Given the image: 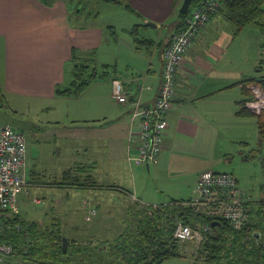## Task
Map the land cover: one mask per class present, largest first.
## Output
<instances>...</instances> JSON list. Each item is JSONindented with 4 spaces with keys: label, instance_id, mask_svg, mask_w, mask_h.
I'll return each instance as SVG.
<instances>
[{
    "label": "rangeland",
    "instance_id": "rangeland-1",
    "mask_svg": "<svg viewBox=\"0 0 264 264\" xmlns=\"http://www.w3.org/2000/svg\"><path fill=\"white\" fill-rule=\"evenodd\" d=\"M61 1L68 8L71 26L81 29L96 25L103 27L108 33L102 46L95 49L96 63L93 67L97 69V78L79 98L62 96L63 100L41 101L6 94L4 91L5 96L0 98V127L9 125L23 132L27 141V174L34 184L29 182V187L18 194L20 219L37 221L43 228L60 229L61 233L69 238L70 243L98 246L102 249L98 253L93 247V256L97 257L99 253L108 250L115 238L127 230L131 219H142L145 211L137 215L142 206H135V201L128 196H122L121 192L114 190L116 188L55 187L50 185L52 181L60 178L63 171L70 167L92 164L95 161L97 166L91 173L98 182L106 186H123L133 192L144 203H141L143 206H154L169 203L172 199L190 197L187 183L198 169V163L190 161V171L157 172L153 163L151 171L144 166L130 164L126 154H122L121 148L113 157L107 154L105 144L109 126L108 124L89 126L81 122L80 119L86 115L83 111L86 109L84 105L90 106L98 94L112 86L111 77L115 73L119 72L125 79L131 77L142 79L146 72L143 66H146L145 61L151 59L154 46L135 41L129 32L123 31L124 24L133 26L134 22H143L134 11L123 4L109 3L105 0ZM124 2L128 3L123 0ZM176 7L177 12L172 16V20L178 17L181 6ZM193 8L191 5L189 15ZM220 22L214 19L207 24L198 37H195L193 51L205 50V42H210L221 35V32L229 30L234 41L227 47L226 58L221 64L229 66L226 64L229 63L228 59L235 58L233 66L236 64L237 67L249 69L255 65L260 71L257 72L255 69L252 73L263 75L264 33L251 23L234 34L235 25L231 21ZM110 24L117 26L113 27L117 36L112 39L109 36L111 33L108 32ZM167 32L165 26L153 28L146 23V26H140L137 36L156 39L160 34L165 35ZM190 51L192 52V49ZM156 58L158 59L157 54ZM215 63L220 66L219 63ZM104 64L110 66L109 74L106 76L102 75ZM72 79V67L67 64L65 68L67 86ZM139 84L141 86L143 81L141 80ZM113 101L116 107L113 108V116L109 117V120L124 122L126 125L129 122L126 107L114 99ZM253 117L257 120V115L254 114ZM124 129L125 126L122 125L116 130L123 132ZM238 140L231 141L220 134L216 145L217 151L209 165L199 162L203 167L198 170L230 172L237 178L242 191H245L252 200L261 201L264 199L262 190L264 152L261 138L259 135L255 137L253 133L245 145ZM241 150L245 152L241 154ZM247 154L248 157L245 158ZM93 208L96 214L88 220L87 216ZM180 248L185 256L166 261L164 264H195L194 253L197 246L191 241H181ZM84 258L85 256L78 257V264H89Z\"/></svg>",
    "mask_w": 264,
    "mask_h": 264
},
{
    "label": "crops",
    "instance_id": "crops-1",
    "mask_svg": "<svg viewBox=\"0 0 264 264\" xmlns=\"http://www.w3.org/2000/svg\"><path fill=\"white\" fill-rule=\"evenodd\" d=\"M121 1L123 3V0ZM125 1L128 3L123 4L130 5L143 21L134 22L133 26L138 24L146 26L147 21H153L160 24L157 28L165 26L168 31L156 39L146 37L149 42L144 43L153 44L154 52L150 56L151 59L145 61L146 66L143 68L146 72L142 79L132 77L125 79L119 72L111 77V81L113 78H119L124 82L125 90L131 99L139 98L150 104L156 98L161 84L163 49L170 43L173 34L183 29L186 24L180 22L179 13L176 19H171L177 12L176 6H181L183 0ZM68 19V8L61 0H56L52 6L45 5L40 0H0V85L6 94L41 101L63 100L62 96L56 95V86H67L65 68L71 60L72 48L99 49L108 36L103 27L89 25L78 29L77 26H71ZM214 19L220 20V23L228 20L220 11L212 15L210 21ZM207 24L197 37L208 26ZM124 25L122 28L124 32H129L133 27L128 26L130 24ZM110 27L117 26L116 24L108 26V32L111 33ZM228 31L221 32V35L210 42H205L206 48L201 52L193 51L192 46L197 37L189 46L184 62L176 74L174 99L166 115L168 126L163 137V148L157 161L153 163L155 171H190V161L198 163V169L203 165H209L217 151L216 145L220 134L231 141L240 139L244 145L248 143V138L252 137L253 133L255 137L259 135L258 121L254 119V115L238 114V111L245 107V102L250 99L246 93V90H249L248 86L237 85L244 77L257 76L252 70L256 69L258 72V68L255 65L249 69L237 67L236 64L233 66L235 58L228 59L229 63L226 64L229 66L221 64L226 58L227 47L234 41L233 34ZM114 33L115 35H109L111 39L117 36L115 29ZM141 80L143 84L140 86ZM112 93L113 83L106 91L98 94L90 106L84 105L86 109L83 111L86 115L80 120L89 126L108 124L105 144L107 154L113 157L121 148L122 154H126L127 157L129 122L125 125L124 122L109 120V117L113 116V108L116 107ZM124 107L129 117V107L125 105ZM122 125L125 126L123 132L116 130ZM244 152L241 150L240 153ZM199 162L206 164L202 165ZM83 165L90 166L91 170L97 166L95 161ZM146 169L151 171V164ZM198 169L187 183L190 190V197L187 199L194 195L199 175L206 171ZM30 181L33 185V181ZM118 187L126 189L123 186ZM114 190L121 192L122 196H128L132 201L144 204L127 189L126 193L118 188ZM182 199L186 200L180 198L172 201Z\"/></svg>",
    "mask_w": 264,
    "mask_h": 264
},
{
    "label": "trees",
    "instance_id": "trees-1",
    "mask_svg": "<svg viewBox=\"0 0 264 264\" xmlns=\"http://www.w3.org/2000/svg\"><path fill=\"white\" fill-rule=\"evenodd\" d=\"M43 4L52 6L56 0H40ZM122 3L121 0H108ZM204 0H193L192 7H196ZM219 11L224 13L229 21L235 25L234 34L239 33L247 24H255L264 33V0H219ZM123 4V3H122ZM131 11L134 9L123 4ZM218 11V12H219ZM190 12V11H189ZM180 22L186 23L189 13L179 11ZM184 25V24H183ZM139 24L134 25L129 33L138 42H149L146 38L138 37ZM111 34L115 35L114 28L110 27ZM95 49L82 50L72 48V57L68 64L72 67V81L69 86H56V95L79 97L97 78ZM79 61H81L79 63ZM110 66L104 64L103 74H109ZM258 71L260 69L258 68ZM244 87L251 84H259L264 87V74L244 77L237 85ZM252 98L250 90H246ZM5 96L4 89L0 85V98ZM240 115H254L255 113L246 107L238 111ZM257 115L258 132L262 141L264 152V118ZM264 161V154H263ZM90 166L80 165L70 167L63 171L60 178L50 183L55 187L70 188H118V186H106L99 183L90 172ZM30 179V178H29ZM31 180V179H30ZM33 181V180H32ZM31 182V181H30ZM34 182V181H33ZM126 190V189H125ZM264 191V185L262 187ZM127 191V190H126ZM128 192V191H127ZM182 200H174L170 204L157 206H143L135 202V206H142L137 215L143 213L142 219H131L130 226L121 233L110 248L104 253L93 256L91 247L76 242L70 243L68 238L67 250L63 249V237L61 230L42 227L37 221L21 220L19 215L12 219V223L19 222L21 228H11L0 237L13 247L12 254L6 259L8 264H78V257L85 256L89 264H162L165 261L182 258L180 242L173 235L177 221L199 227L202 224H210L211 230L201 243L195 264H264V199L255 201L249 207L247 218L241 229H233L222 218L214 219L202 214L191 207L184 206ZM135 206H131L134 208ZM134 210V209H132ZM220 221L212 226L213 221ZM260 232V238L255 236ZM95 246L94 251H101ZM94 257V258H93Z\"/></svg>",
    "mask_w": 264,
    "mask_h": 264
},
{
    "label": "built area",
    "instance_id": "built-area-1",
    "mask_svg": "<svg viewBox=\"0 0 264 264\" xmlns=\"http://www.w3.org/2000/svg\"><path fill=\"white\" fill-rule=\"evenodd\" d=\"M220 6L219 0H204L193 8L184 28L173 34L170 43L162 52L161 84L152 103L146 104L139 98L131 99L125 90L124 82L119 78H113L114 100L129 107L127 160L130 164L147 168L157 161L168 126L166 115L174 99L176 74L192 41L209 22L211 16L218 13ZM248 88L252 98L245 102V107L255 114H263L264 118V87L251 84ZM27 159L25 134L9 125L0 127V237L8 229L21 228V224L12 223V219L19 213L18 194L30 185ZM181 203L214 219L222 218L233 229L239 230L244 225L249 207L255 201L239 188L238 180L232 173L206 170L199 175L194 195ZM95 214L96 210L93 208L87 219L90 220ZM210 230V224L193 227L177 221L173 235L179 241L193 242L197 246L194 253L196 257L201 243ZM12 251V245L0 240V264H8L6 259Z\"/></svg>",
    "mask_w": 264,
    "mask_h": 264
},
{
    "label": "water",
    "instance_id": "water-1",
    "mask_svg": "<svg viewBox=\"0 0 264 264\" xmlns=\"http://www.w3.org/2000/svg\"><path fill=\"white\" fill-rule=\"evenodd\" d=\"M192 2H193V0H183V3H182L181 8H180V12L183 14H187L191 5H192ZM146 23L153 28H157L160 26V24L155 23L153 21H147ZM217 223L219 225L221 224L220 221L215 220L212 222V226H215ZM260 235H261L260 232H255V236L258 239L260 238ZM67 246H68V238L66 236H64L63 237V249H64V251L67 250Z\"/></svg>",
    "mask_w": 264,
    "mask_h": 264
}]
</instances>
